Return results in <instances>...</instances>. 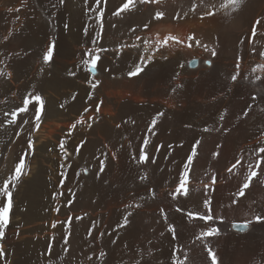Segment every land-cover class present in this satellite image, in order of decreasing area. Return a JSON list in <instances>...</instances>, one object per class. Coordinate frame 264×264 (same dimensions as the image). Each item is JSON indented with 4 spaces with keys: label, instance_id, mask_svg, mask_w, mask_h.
<instances>
[{
    "label": "bare ground",
    "instance_id": "obj_1",
    "mask_svg": "<svg viewBox=\"0 0 264 264\" xmlns=\"http://www.w3.org/2000/svg\"><path fill=\"white\" fill-rule=\"evenodd\" d=\"M32 1L34 3L31 2L32 4L27 8L26 17L27 23L30 24L33 31V38L30 37V43L28 42L33 44V57L29 55V59L23 60L19 64V59L15 57V62L10 63L11 65L6 64L2 69L1 73L5 68H14L15 75L11 80L0 81V100H4V102H0V110L2 109L0 120L10 119V115L5 118L4 113L11 112L10 108L16 110L18 105L21 106L28 90L30 92L39 90L45 96L46 104L39 121L40 128L36 133H31L37 129H35L36 123L33 122L34 120L32 121L34 116L30 119L28 113H18L19 115L16 117L20 120L19 123L17 122L18 125L5 124L0 128V140H12L11 144L4 147L6 154L2 156L4 160L6 155L10 154L9 161H11V159H19L23 154L19 152V144H23L31 137L37 139V150L30 174L27 176L25 172L26 175H22L15 188L10 185L14 196L10 221L14 223L18 216L21 221L18 222L26 221L24 213L18 214L17 205L29 199L32 202L31 205L35 206L34 209L37 207L41 211L45 210L44 216L52 221L49 232L52 235L51 240H53L49 243L48 240L46 243L42 239L35 240L37 232L35 230L37 229H31L28 227L29 225L20 233V238H17L19 241L12 238V235L6 236L3 240L0 239V244L5 242L6 257H13L11 251L15 250L12 264H24L27 259L22 262L19 253L20 251L24 252L23 249L26 247L30 250L29 247L32 246L36 247L34 248L38 251L36 254L40 255L43 251L45 259L47 255L44 254L48 249H51L53 255L51 254L52 257L48 259L59 261V264H134V261L140 258V252L144 253L141 264H144L145 261L148 264H160L161 261L163 264H171L170 255L176 245H184L192 249L189 255L193 259V264H205L206 253L202 252L201 247H195L189 243L192 238V226L188 224L185 212L197 202L201 205V210H204L202 198L205 193L201 180L210 183L209 176L211 175L216 176V184L209 189L213 197L212 214L224 216L223 222L219 219L210 222L221 230V235L209 238L213 242L212 247L217 254L218 264H264V223H253L248 228L232 227L233 223L243 224L245 220L251 218L253 210L264 213V186L254 180L250 188L245 190L243 197L236 196L238 186H242L243 175L239 179L237 177L229 178L226 170L239 157H243L242 163L247 164L253 157V150L258 151L259 147L264 146V112L260 110L264 108V101H261L259 96L255 102L251 100V96L256 95V88L262 87V85L259 81L253 85L241 79V77L252 73V69L257 68V65L264 64V56L259 55L264 51V25L255 24L256 20L264 21V0H243V4L236 11H233L231 7L221 8V4L226 0H156L155 3L148 5H141L137 2L135 8L128 13L121 14L120 17L112 15V11L116 9L120 0H101L99 6L103 10L102 17L95 11L97 8L95 0H88V4H85L83 0H65V12L59 13L58 16L54 6V11L51 10L48 15L46 12L48 7L44 6L46 0H40L42 3L39 0ZM49 1L55 5L57 0ZM89 5L91 10H89ZM43 8L45 12H43ZM207 11H212L214 15H205ZM157 12H162L163 15L157 18ZM1 17L3 18V16ZM32 17H37L36 20L42 19V22H36ZM5 20L8 21V19ZM65 23L69 24L68 30L64 28ZM145 24L148 25L147 28L144 27ZM253 26L256 28L255 37L251 34ZM4 30L0 26V37ZM19 34L16 33L15 38L7 44H0L2 63L9 51H20L19 47L23 42L25 43ZM52 36L57 38L58 45L54 48L53 60L45 63L42 56L50 44ZM94 40L95 43H93ZM197 40L200 41L199 44L196 43ZM241 40H244L245 44H240ZM253 46L255 51L252 50ZM24 49L26 50V47ZM213 49L217 53L215 57L211 55ZM95 55L99 57L96 65L97 72L91 73L88 71V64ZM237 56L240 58L241 76L238 77V82L226 81L224 77L235 72ZM141 57L145 59L152 57V59L144 66L140 60ZM165 57L167 58L165 59ZM12 58L13 56L11 60H13ZM206 59L212 60V67L204 63ZM135 64L144 66V72L138 74L140 76L129 77L127 73L130 67L134 69ZM70 73H74V75ZM177 73L180 74L178 77ZM253 75L264 77V70L257 68ZM20 79L21 83H19ZM97 81H99L97 87L92 88V83ZM176 84H182L183 87L173 92L172 89ZM228 86L232 88L230 93L227 91ZM15 91L22 92L19 96L20 100H12ZM222 92L223 95H221ZM89 95H91V99L88 98ZM31 102L33 104V101ZM249 103L252 104V110L247 117H244L243 111L247 110ZM61 104L65 108H61ZM67 105L69 106L66 107ZM85 108L88 109L87 112L84 111ZM225 109H227V113L224 120L221 121L219 117ZM129 110L131 113H147L149 118L147 130L143 133L139 131L140 127L138 131L141 134L138 131L135 133L138 128H131L135 131L130 132L129 137H132L130 142L129 139L125 141L124 133L127 130L123 133L117 124H111L114 121L118 123L117 121L121 118L119 115H122L120 113ZM158 112H163L164 116L158 119L155 126H152L151 121ZM122 117L124 118V116ZM25 119H30L31 124L25 125L24 129H21L23 131L20 132V137L14 141L16 132L20 128L19 124ZM132 119L130 121H133ZM141 119L143 118L141 117ZM87 121V127L92 128L89 134L88 132L84 133L85 128L80 126ZM141 121L144 123V120ZM185 125H191V127H185ZM221 125L230 131L225 134L211 130ZM124 126L126 125L124 124ZM150 127L152 131H149ZM64 128H67L68 131L75 129L72 132L74 138L71 137L70 131L68 137H66L67 134L64 136L65 139L63 137L62 141H65L66 144L63 145L62 159L72 166L81 167V175H79L83 181L81 183L84 193L88 194L90 190H93L91 188L96 181L106 179L107 176L105 178L99 176L101 174L99 171L100 161H104V166H110L112 163L116 166L117 163H114V160L116 159L117 162L118 154L122 156L120 158L124 164L132 163V170L135 172L133 174L131 171L132 175L137 177L135 185L133 184L134 190L121 197L119 194L120 198H117L118 200L113 204H108L109 201H112L108 200L106 206L96 203L98 206L88 205L86 207L87 204H85L84 211H81L79 207L81 205L69 206L68 193H65L63 198L56 196L54 199L56 203L54 214L50 216L48 208H46L48 204L43 203L39 199L40 196H36L37 191L33 196V180L37 178V172L41 169L38 167L40 166L38 165L39 156L51 151L49 148L52 146V142L59 143L58 136L65 133ZM205 128L210 131H203ZM144 138L151 141L148 150L150 156H155L156 162L148 161L138 166L132 157L139 158L138 149ZM197 139L200 140V146L197 148V157L194 158L193 168L190 170L187 185L189 195L187 197L178 196L177 200L173 201L168 193L174 191L177 186L178 173L183 169L186 154L189 153ZM217 144L221 147L217 148ZM169 145L171 147H168ZM157 147H160L159 152H156ZM131 148L135 149L133 155V152L130 151ZM214 152L220 153L215 159L212 156ZM114 153L115 157H113ZM260 155L264 156V153ZM17 162L18 160L14 166ZM3 164L2 162V170L7 168ZM262 165H264V161H262ZM48 166L51 167V165ZM110 167L109 169H111ZM11 168H13L12 164ZM128 168H126L127 171ZM85 169L89 171H85ZM144 171L148 172V181L139 179ZM239 171L246 174V168L239 169ZM5 172H2L5 174H3L4 176L1 175L3 180L9 179L11 176L9 174L10 176L7 178L8 174ZM48 172L50 173V171ZM118 172L120 171L118 170ZM45 175L47 174L45 173ZM198 185L200 190L196 191ZM98 188L100 187L98 186ZM149 189L155 192V196ZM100 190L104 191V188ZM127 191L129 192V190ZM57 192L59 193L60 190L57 189ZM104 193L106 192L104 191ZM87 198L85 199L87 200ZM89 198L88 200H92ZM232 199L236 200L235 205L231 204ZM129 204L133 207L126 208V205ZM137 204L140 207H136ZM177 206L182 207L184 211L176 212L175 207ZM161 208L168 216V223L176 226L177 239L175 241L172 240V234L166 231L167 225L161 216ZM73 211L79 212L81 222L72 217ZM129 211L132 212V216L129 217V225L123 227L121 235H117L115 246L106 248L109 251L108 254L97 259L99 253L106 246L102 242L101 233H106L109 230L107 229L109 224L111 226L109 222H114L116 226L121 224ZM245 212L248 213V216L244 215ZM36 214L38 213L35 212ZM41 217L43 216H38V218ZM53 223L57 225L56 228L51 227ZM197 223L203 225V222ZM68 231H72L73 236L67 244L70 245L71 251L66 254L62 250H65L64 248L67 246L64 245V237ZM161 232L165 233L163 237L160 236ZM59 233H64V239L58 238L57 240ZM78 239L81 242V246H79L81 254L78 253L77 249L79 248L75 243ZM149 241L152 243L149 244ZM149 249L152 250L151 256L147 255ZM33 251L30 250V253ZM93 253L95 254L93 255ZM89 255H93L91 262L87 260ZM49 262L51 263V261Z\"/></svg>",
    "mask_w": 264,
    "mask_h": 264
},
{
    "label": "rangeland",
    "instance_id": "obj_2",
    "mask_svg": "<svg viewBox=\"0 0 264 264\" xmlns=\"http://www.w3.org/2000/svg\"><path fill=\"white\" fill-rule=\"evenodd\" d=\"M5 1V2H4ZM16 1H18V2H16ZM30 1V2H29ZM58 1V2H57ZM57 1H55V7H56V13H57V16H58V14L59 13H64L65 11V9H66V7H64L65 6V4H63V5H60L59 4V0H57ZM158 1V0H157ZM31 2H33L32 0H23V1H21V0H8V1H6V0H0V15L1 16H3V18H5V19H8V21L7 20H5V19H3L1 16H0V20H1V23H0V26L1 27H3L5 30L3 31V34H2V37H0L1 39H0V44L1 45H4V44H7L9 41H11V39H14L15 38V36H16V33L18 34V33H20L19 35H20V37H21V39L22 40H24L25 41V43L23 42V44H21V46L19 47V48H21V49H19L20 51H17V52H15V51H12V52H8L7 53V55H6V58L4 57L3 59V62L4 63H2V60H1V57H0V62L2 63H0L1 65V68H0V73H1V71H2V69L6 66V64H10V63H13V62H15V60H14V58L16 57V58H18L19 59V61H18V64H19V62H22L23 60H27V59H29L30 57H33V44H29L30 42H29V40L31 39V38H33V35H32V33H33V31H32V27H30V24H28L27 23V17H26V15H27V11H28V9L27 8H29V5H31L32 3ZM39 2L40 3H42L40 0H39ZM3 3H5V4H3ZM34 3V2H33ZM3 4V5H2ZM6 4H8V5H6ZM46 4V5H45ZM45 4H44V6L46 7H48V8H46L47 9V11L46 12H48V15H49V13H50V11L51 10H53L54 11V7H53V5H52V3H50V1L49 0H46V2H45ZM5 5V6H4ZM60 5V6H59ZM3 6V7H2ZM59 7V8H58ZM59 9H61V10H59ZM27 10V11H26ZM43 10V12H45V10H44V8L42 9ZM24 12V13H23ZM8 14V15H7ZM6 15H7V17H6ZM47 15V16H48ZM10 16V17H9ZM57 16H55V17H57ZM10 19H9V18ZM22 17V18H21ZM33 18V17H32ZM35 18V20H36V18L37 17H34ZM33 18V19H34ZM14 19V20H13ZM5 20V21H4ZM12 20V21H11ZM17 20V21H16ZM35 20H33V21H35ZM11 22V24H10V22ZM15 21V22H14ZM39 21V23H41L42 22V19H40V20H36V22H38ZM5 22V23H4ZM9 22V23H8ZM13 22V23H12ZM18 22H19V24H18ZM23 22V23H22ZM26 24V25H25ZM68 24V23H67ZM19 25H21V26H19ZM69 25V24H68ZM5 26V27H4ZM16 27V28H15ZM22 28V29H21ZM69 28V27H68ZM23 29H25V30H23ZM8 30V31H7ZM14 30V31H13ZM28 30V31H27ZM30 30H31V33H30ZM65 30H68V29H65ZM23 33V35L21 36V34ZM25 33V34H24ZM31 34V35H30ZM28 35V36H27ZM28 37V38H27ZM31 37V38H30ZM25 38H27V40H25ZM57 42H56V41ZM55 42V48L57 47V45H58V40H57V38L56 37H50V43H52V42ZM3 42V43H2ZM5 42V43H4ZM29 42V43H28ZM27 43V44H26ZM29 44V45H28ZM26 45V46H25ZM26 47V50L24 49V47ZM31 48V49H30ZM23 49V50H22ZM28 49V50H27ZM21 50H22V52H21ZM25 50V51H24ZM32 50V51H31ZM29 51V52H28ZM31 51V52H30ZM19 52V53H18ZM24 52H26V53H24ZM1 54H2V52H0ZM11 53V54H10ZM15 53H17L16 55H15ZM23 53V54H22ZM28 53V54H27ZM18 54L20 55L19 57H18ZM10 55H11V57L13 56V60H11V57H10ZM29 55H30V57H29ZM7 56H8V58H10V59H8L7 58ZM29 57V58H28ZM96 57H98V56H96L95 55V57L93 56L92 57V59L93 58H96ZM89 59V58H88ZM92 59H90V60H92ZM17 60V59H16ZM8 62V63H6V62ZM11 61V62H10ZM98 61H99V59L97 60V63H98ZM44 62V61H43ZM90 63L88 64V68H89V65L91 64V61H89ZM44 64V63H43ZM11 65V64H10ZM7 69H9V70H7ZM6 71V72H5ZM8 73V74H7ZM10 74V75H9ZM15 75V70H14V68L12 69H10V68H5V70L3 71V75H1L0 76V81H3L4 79H5V81L6 80H11V78L13 77ZM9 76V77H8ZM137 76H140V75H137ZM20 82L19 83H21V79L19 80ZM93 84V83H92ZM37 92V93H36ZM20 93H22V92H20L19 91V93H18V91L16 92L15 91V93H14V95H12L13 97H12V100H20L19 99V96L21 95ZM33 93V94H32ZM40 94L41 92L39 91V90H33L32 92H30L29 90H28V92L26 93L27 95V97L31 100V101H33V104L34 105H37L36 107H38V108H40V116L42 117V113H43V111H44V108H45V104H46V98H45V96L41 93L40 94V96H41V99H42V101H43V107H40V104L39 103H37L34 99H33V96H34V94ZM32 94V95H31ZM35 94V95H36ZM43 95V96H42ZM25 96V97H26ZM45 98V100H44V98ZM14 101V102H15ZM0 102H4V100H0ZM37 103V104H36ZM33 104H32V102L29 104V110H31L33 107ZM67 104H69V103H67ZM22 106V105H21ZM69 105H67L66 107H68ZM65 108V106H63V104H61V108ZM11 110V112L12 111H14L15 109H12V108H10ZM67 109V108H66ZM2 110V109H1ZM0 110V111H1ZM11 112H9V113H11ZM128 113H130V114H128ZM135 112H130V110L129 111H122L120 114H122V115H119V117H121V118H119L120 120L119 121H117L118 123H116V121H114V122H112L111 124H113V125H119V127H120V129H122L123 130V133L124 132H126L125 130H127V132L126 133H124L125 134V141H127L128 139V141L130 142V140H132L131 138V136L129 137V135H131L130 134V132H134L133 130H131V128H133V129H135V128H138L136 131H135V133L139 130V127H140V130L139 131H142V133H143V131H145V130H147V124H148V120H149V118H148V114L147 113H144V112H142V113H135ZM20 114V113H19ZM18 114V115H19ZM125 114V115H124ZM140 114V115H139ZM122 116H124V118L122 117ZM128 117V118H127ZM136 118V119H132V118ZM141 117L143 118V119H141ZM138 118H140L141 120H144L143 122L144 123H142V121L140 120V119H138ZM145 118V119H144ZM10 119H11V116H10ZM124 119V120H123ZM133 120V121H135V124L134 123H132L130 120ZM34 120V121H33ZM122 120V121H121ZM127 120V121H126ZM16 121L19 123V119H16ZM32 121L34 122V123H36V121H35V117H33V119H32ZM31 121V122H32ZM136 121H138L137 123H136ZM141 121V122H140ZM16 122V124L18 125V123ZM32 122V123H33ZM126 122V123H125ZM128 122H130L131 123V125H128V124H130V123H128ZM40 123V122H39ZM88 121L87 122H84L83 124H80V126L82 125V127H84L85 129V131H83V129H82V131L84 132V133H87L88 132V134H89V132H90V130L92 129L90 126L89 127H87L88 126ZM139 123V125H137ZM31 124V123H30ZM124 124L126 125V126H124ZM133 124V125H132ZM20 128L17 130V132L16 133H19V135H18V137H17V134H16V136H15V140L14 141H17V139L20 137V135H21V133H22V131L23 130H21V129H24V127H25V125L24 124H22V122H20ZM90 125V124H89ZM123 125V126H122ZM141 125V126H140ZM133 126V127H132ZM135 126H137V127H135ZM126 127H128V129H129V131H128V129H126ZM141 127H142V129H141ZM39 128H40V124H39ZM39 128H37L36 129V127H35V131H33V132H31V133H36L37 132V130L39 129ZM75 129V128H74ZM74 129H71V130H69L71 133H70V135H71V137H73L74 138V134L72 133L73 132V130ZM88 129V130H87ZM20 130V131H19ZM64 131H65V133H62V136L60 135V136H58V139H59V143H56V142H52L51 143V147L49 148V149H51V151L49 152V153H47V154H42V156L40 155L39 156V161H38V165H40V166H38L39 168L41 167V169L37 172V178L35 179V180H33V185H34V191L32 192L33 193V196L36 194V191L38 192V194H36V196H40V198L39 199H41V201H43V203H46V204H48V206L46 207V208H48L47 210L49 211V214H50V216L52 215V214H54V205H56V203H55V198H56V196H60L61 198H63V196H64V194L65 193H68V198H69V206H71V207H73V205H81V206H79L80 207V209H81V211H84L85 210V208H84V205L85 204H87L86 205V207L88 206V205H91V206H98V205H101V206H104L107 202H108V200H112V201H109L108 202V204H113V202H116V200H118L121 196H124L123 194H125V195H127V194H129V193H131L133 190H134V188H133V184H134V182L136 181V178L137 177H135L136 175H132V172H133V174H135V172L132 170V163L131 162H129V164L131 165H126V163L124 164L123 162V160H122V158H120V157H122V156H120V154H118L117 156H119V158L117 157V162H116V159L114 160V163H117L116 164V166L115 165H113V163L109 166V165H106V166H109L111 169H109V167H106V166H104V171L103 172H105V173H103V172H101V174L99 175V176H101L102 178H105V176H107L106 177V179H101L100 177V181H96L95 182V184L97 185H95L94 183V186H96V187H94V186H92V188L91 189H93V190H90L89 192H88V194H86V193H84V191H83V189L84 188H82L83 187V185H82V183L81 182H83L82 180H81V178H80V175H81V167L80 166H72V165H70L69 163H67L64 159H62V149H61V143L65 146V144H66V142L65 141H62L63 140V137L66 135V137H68V130H67V128H64ZM138 131V133L139 134H141L140 132ZM21 132V133H20ZM127 133H129L128 135H126ZM136 135V134H135ZM28 136H29V134H28ZM124 136V135H123ZM129 137V138H128ZM136 137H138V136H136ZM29 139H31L32 140V142L34 143L33 144V150H32V152H31V154H27V152H26V148H27V140L22 144H19L18 145V148H20V151L19 152H22L23 154H22V156L24 157V160H25V167H24V169H23V171H22V173H21V177H22V175L26 172L27 173V176L30 174V171H31V167H32V162H33V158H34V156H35V152H36V150H37V145H36V141H37V139L36 138H34V137H31V138H29ZM64 139H65V137H64ZM135 139H137V138H135ZM12 140H0V172L2 173L3 171L6 173V174H8L7 176V178H9V176L10 175H12V173L14 172L13 170L15 169L14 167V164H15V162L18 160V162H19V159H11V161H9L10 160V154L9 155H6V159L8 160H6V159H2V156H5V148H6V145H8V144H11L12 142H11ZM13 141V142H14ZM61 141V142H60ZM16 143V142H15ZM126 144H128V143H126ZM130 145V144H129ZM24 146V147H23ZM5 147V148H4ZM23 147V148H22ZM57 148V151H55V149ZM132 149V148H131ZM131 151V153H132V155L134 154V152H135V149L133 148L132 150H130ZM146 151L148 152V154L150 155V151L148 150V148L146 149ZM4 152V153H3ZM14 154V153H13ZM8 156V157H7ZM47 157V158H46ZM49 157V158H48ZM1 159H2V161H1ZM52 159V160H51ZM120 159V160H119ZM53 160H56V161H53ZM2 162L4 163L3 164V166L6 168V169H3L2 170V167H1V164H2ZM18 162H17V164H18ZM28 162V163H27ZM46 162H48V163H46ZM51 162V163H50ZM123 163V164H120V165H118L119 163ZM12 164V166H13V168H11V164ZM16 164V165H17ZM57 164H58V166H57ZM26 165H28L27 166V168H26ZM48 165H51V167L50 166H48ZM105 165V164H104ZM123 165V166H122ZM124 165H126V166H124ZM9 166H10V168L12 169V172H11V170H10V168H9ZM113 166V167H112ZM120 166V167H119ZM130 166V167H129ZM46 167V168H45ZM50 169H49V168ZM55 167V168H54ZM80 167V168H79ZM115 167V168H114ZM122 167V168H121ZM125 167V168H124ZM129 167V168H128ZM79 168V169H78ZM106 168H108V169H106ZM117 168V169H116ZM121 168V169H120ZM126 168H128V171H127V169ZM9 169V170H8ZM129 169H130V172H129ZM45 170V171H44ZM53 170V171H52ZM73 170H75V171H73ZM89 171L88 169H85V171ZM117 170V171H116ZM118 170L120 171V172H118ZM124 170V171H123ZM9 171V172H8ZM44 173H43V172ZM48 171H50V173L48 172ZM80 171V173H78ZM85 171H84V173H85ZM111 171V173H109ZM132 171V172H131ZM11 172V173H10ZM0 173V180H3L2 179V177L5 175L4 173H2L1 174ZM45 173L47 174V175H45ZM75 173H77V174H75ZM114 173V174H113ZM4 174V175H3ZM10 174V175H9ZM64 174V175H63ZM80 174V175H79ZM107 174V175H106ZM115 176V177H110V176ZM116 174V175H115ZM132 176H131V175ZM1 175H3V176H1ZM42 175V176H41ZM85 175V174H84ZM87 175V174H86ZM50 176V177H49ZM79 178H78V177ZM20 177V178H21ZM43 177V178H42ZM134 178V179H132V178ZM59 180H57V179ZM108 178V179H107ZM111 178V179H110ZM49 179V180H48ZM55 179V180H54ZM113 179V180H112ZM20 180V179H19ZM99 180V179H98ZM37 181V182H36ZM50 181V182H49ZM55 181H58L57 183L55 182ZM61 181H62V183H61ZM105 181V183H107V181H108V183L107 184H105V183H103ZM131 181H132V183H131ZM145 181H148V179H146ZM35 182V183H34ZM47 183V184H46ZM101 183V184H100ZM125 183V184H124ZM44 184H46V185H44ZM81 184V185H80ZM92 184V185H93ZM128 184H129V186H128ZM44 185V186H43ZM49 185V186H48ZM53 185V186H52ZM106 185V186H105ZM107 185H109V186H107ZM124 185H125V187H124ZM132 185V186H131ZM135 185V184H134ZM58 186V187H57ZM77 186V187H76ZM78 186H79V188H78ZM98 186L100 187V188H98ZM53 187V188H52ZM57 187V188H56ZM106 187H109V188H106ZM129 187V188H128ZM130 187H132V189H130ZM135 187V186H134ZM11 188V187H10ZM48 188V189H47ZM52 188V189H51ZM103 189L104 188V191L106 192V193H104V191L103 190H100V189ZM106 188V189H105ZM114 188V189H113ZM128 188V189H127ZM57 189L58 190H60V192L58 193L57 192ZM95 189V190H94ZM108 189V190H107ZM129 190V192L127 191V190ZM82 192H81V191ZM97 190V191H96ZM121 191V192H119V191ZM123 190V191H122ZM49 191V192H48ZM77 191V192H76ZM94 191V192H93ZM111 191V192H110ZM118 191V192H117ZM42 192V193H41ZM45 192V193H44ZM47 192V193H46ZM92 192V193H91ZM98 192V193H97ZM103 192V193H102ZM108 192V193H107ZM125 192V193H124ZM43 193H44V195H43ZM49 193V194H48ZM83 195H82V194ZM96 193V194H95ZM115 193V194H114ZM127 193V194H126ZM47 194V195H46ZM80 194V195H79ZM93 194V195H92ZM106 194H108V195H106ZM109 194H112V195H114V196H112V195H109ZM119 194H120V197H119ZM89 195L91 196L90 198H89ZM95 195V196H94ZM98 197H97V196ZM101 195V196H100ZM105 195V197H103V196ZM118 195V196H117ZM43 196V197H42ZM100 196V197H99ZM110 197V198H108V197ZM49 199H48V198ZM89 199H92V200H88V198ZM113 197H114V199H113ZM85 198H87V200L85 199ZM94 198V199H93ZM108 198V199H107ZM116 198V199H115ZM118 198V199H117ZM3 197L1 198L0 197V201H3ZM45 199H46V201H45ZM79 199V200H78ZM99 199V200H98ZM71 200V201H70ZM77 200V201H76ZM85 200V201H84ZM101 200V201H100ZM81 201V202H80ZM98 201V202H97ZM13 202H14V196H13ZM76 202V204H74ZM79 202H80V204H79ZM87 202V203H86ZM90 202V203H89ZM91 202H92V204H91ZM95 202V203H94ZM24 203V204H23ZM23 203H19L18 205H17V208L19 209H17L18 211V214L20 213V215H22V213H24L25 214V216H26V221L25 220H23L22 221V223H20L21 221H20V219H18V218H20V216H18L17 218H16V221L14 222V223H11V221L9 222V224H8V226L6 227V230H5V237L4 238H6V236H8V235H12V238H20L19 236H21V234L20 233H22V231L25 229V227H27L28 225V227H30L31 229H37V230H35V231H37L36 232V236H35V240H40V239H42V240H44L43 242H47V240H48V243L49 242H52V240H51V234H50V224L52 223V221L49 219V218H46L45 216H44V214H43V212H45V210L44 211H41V209H37V207L34 209V205H31L32 204V202L28 199V200H26L25 202H23ZM84 203V204H83ZM94 203V204H93ZM98 205H97V204ZM108 204H106V205H108ZM105 205V206H106ZM0 206H2V204H0ZM13 206H14V203H13ZM13 208V207H12ZM29 208H31V209H29ZM28 209V210H27ZM33 210V211H32ZM40 210V211H39ZM11 211L12 210H10V214H11ZM28 213H27V212ZM31 211V212H30ZM35 212L36 213H38V214H36L35 215ZM41 212V213H40ZM74 213V214H73ZM78 211H73L72 213H71V215H73L72 217H74L75 219H76V217L77 216H79L78 215ZM30 214V215H29ZM32 214V215H31ZM29 215V216H28ZM43 216V217H41V218H38V216ZM70 215V216H71ZM31 216V217H30ZM34 219H33V218ZM80 217V216H79ZM29 218V219H28ZM45 218V219H44ZM29 222H28V221ZM33 220V221H32ZM36 220V221H35ZM77 220V219H76ZM18 221H20V222H18ZM32 221V222H31ZM35 221V222H34ZM38 221V222H37ZM69 221V220H68ZM78 221H82L81 219L80 220H78ZM77 221V222H78ZM70 222V221H69ZM33 223H34V225H33ZM79 223V222H78ZM109 223H111V226H114V227H111L110 226V224H109V226H108V228L107 229H109V230H107L106 231V233L104 232L103 234L104 235H102V242H104L103 244H105L106 246L104 247L105 249L103 250V252H105L106 254H108V247L110 246V247H112V246H115V244L117 243V235L119 234V235H121L123 232H122V230L125 228V227H127L128 225H126V226H124V228H121V227H118V225L116 226L115 224H114V222H109ZM123 223V222H122ZM121 223V224H122ZM129 223H130V219H129ZM41 224V225H40ZM114 224V225H113ZM13 225V226H12ZM42 225H44V226H42ZM32 227H34V228H32ZM42 227H43V229H42ZM110 227V228H109ZM9 228H11V229H9ZM112 228V229H111ZM11 230V231H9V230ZM120 230H121V232H120ZM11 232V233H10ZM40 232H43V233H40ZM47 233V234H46ZM121 233V234H120ZM63 235H64V233H59L58 235H57V240H58V238H60V239H62V237H63ZM68 235V236H67ZM15 236V237H14ZM48 236V237H47ZM73 236V232L72 231H68V232H66V235H65V237L64 238H66L67 240H68V242L70 241V238ZM4 238H0V239H4ZM32 238V239H33ZM63 238V239H64ZM15 239V240H16ZM16 240V241H19V240ZM33 239V240H34ZM111 240V241H110ZM113 240H115L116 241V243H111ZM81 241V240H80ZM77 245H78V247L77 248H79V249H77L78 250V253L79 254H81V248L79 247V246H81V242H79V239L75 242ZM79 243V244H78ZM75 244V245H76ZM5 242H3L2 244H0V248H3V249H6L5 248ZM65 245V244H64ZM67 247V251H65V250H62L63 252L65 251V253L67 252V253H70V251H71V247H70V245H67L66 246ZM28 247H26L25 249H23L24 250V252H22V251H20V253H19V256H20V260L23 262L25 259H27L26 261H25V263L24 264H47V262H48V264H59V261H57L56 262V260L54 261V260H51V259H48L49 257L51 258L52 257V255H53V251L51 250V249H48L47 250V252L44 254V255H47L46 256V259L43 257V251H41V254L39 255V253H37L36 254V252H38V251H36L34 248H36V247H29L30 248V250L31 251H33L32 253H30V250L29 249H27ZM33 248V249H32ZM107 248V249H106ZM65 249V248H64ZM14 251V252H13ZM25 253V254H24ZM66 253V254H67ZM11 254L13 255V257L15 256V250H12L11 251ZM52 254V255H51ZM22 255V256H21ZM50 255V256H49ZM32 256V257H31ZM35 256V257H34ZM40 258H39V257ZM42 256V257H41ZM13 257H11V258H8V257H6V254H5V256L3 257V258H0V264H12V261H13ZM25 257H27V258H25ZM29 257V258H28ZM37 257V258H36ZM32 258V259H31ZM44 258V259H43ZM5 259V260H4ZM3 260V261H2ZM11 260V261H10ZM9 261H10V263H9ZM28 261V262H27ZM49 261H51V263L49 262ZM2 262V263H1ZM5 262V263H4ZM36 262V263H35ZM45 262V263H44ZM55 262V263H54Z\"/></svg>",
    "mask_w": 264,
    "mask_h": 264
},
{
    "label": "snow or ice",
    "instance_id": "obj_3",
    "mask_svg": "<svg viewBox=\"0 0 264 264\" xmlns=\"http://www.w3.org/2000/svg\"><path fill=\"white\" fill-rule=\"evenodd\" d=\"M83 2L85 4H88V0H83ZM95 2L97 4V8L95 9V11L99 14L100 17H102L103 16V10L99 6L101 4V0H95ZM137 2L141 5H148L150 3H155L156 0H120V3L117 5L116 9H114L112 11V15L116 16V17H120L121 14L130 12L133 8L136 7ZM64 3H65V0H59L60 5H63ZM242 4H243V0H226V2L221 4V8L228 9L231 7L233 11H236L239 9L240 5H242ZM53 6L55 7L56 5H53ZM212 7H215V5H212ZM89 10H91L90 5H89ZM162 15H163L162 12L156 13L157 18L162 16ZM205 15L213 16L214 13L212 11H207V12H205ZM255 24L264 25V21L256 20ZM68 27H69V25L67 23H65L64 28L68 29ZM144 27L147 28L148 25L145 24ZM251 34L253 37L256 36L255 26H253L251 28ZM97 36H99V33H97ZM190 39H191V37H190ZM95 42L96 41L94 40L93 43H95ZM196 43L199 44L200 41L197 40ZM249 43H250V41H249ZM257 43H259V41H257ZM240 44H242V45L245 44V41L241 40ZM54 48H55V42L53 41L52 43H50L47 46L46 51L43 53L42 59L45 63L53 60ZM206 50H208V49L206 48ZM252 50L253 51L256 50L254 46H253ZM211 55L213 57H215L217 55V53L214 49L211 50ZM259 55L264 56V51L260 52ZM166 58L167 57H165V59ZM98 59H99V57H96V58H93L91 60V66L88 69L89 72L95 73ZM151 59H152V57H148L146 59L144 57L140 58V60L142 61L144 66H146L148 61H150ZM239 59L240 58L237 56L236 57L237 62L235 63V72L233 74H231L230 76L224 77V79L226 81L238 82V77L241 76V74H240L241 65L239 63ZM85 63H87V61H85ZM204 63L206 65H208L209 67H212V60L211 59H206L204 61ZM144 66H141V64H135L134 69L130 67V70L127 73L128 76L129 77H135L138 74L144 72ZM181 67H183V65H181ZM257 68L264 70V64L257 65ZM257 68H253L252 73H249V75L241 77V79H243L244 81H247L248 84L255 85V83L257 81H259L260 84L262 85V87L256 88V95L251 96V100L253 102L256 101L257 96L260 97L261 101H264V77H261L260 75H253V73H255L257 71ZM2 74L3 73H0V75H2ZM70 74L74 75V73H70ZM179 75H180L179 73L176 74L177 77ZM98 83H99V81H97L96 83H93L91 85V87L96 88ZM182 87H183L182 84H176L175 88H173L172 91L175 92L177 89L182 88ZM227 91L229 93L232 91L231 86H228ZM223 94L224 93L222 92L221 95H223ZM88 98L91 99L92 98L91 95H89ZM33 99L40 104V107H43V101H42L41 96L39 94L34 95ZM30 103H31V100L28 97H24L23 101H22V106L18 105L16 110L12 111L11 113L5 112L4 117L7 118L10 115L11 119L0 120V128L4 127L5 124L15 125L17 122L16 117H17L18 113H28L30 119L32 116H34L35 121H36L35 127L39 128V121L41 119L40 108L36 107V105H33V108L30 112V110H29V104ZM98 110H99V108L97 106V111ZM251 110H252V104L249 103V104H247V110L243 111V116L247 117ZM260 110L262 112H264V108H261ZM84 111L87 112L88 109L85 108ZM226 113H227V109H225L224 113H221V115L219 117V119L221 121L224 120ZM162 116H164V113L158 112L156 114V117L152 119L151 125L155 126L157 124L158 119ZM30 119H25L22 121V123L24 125H28L30 123ZM131 122L135 123V121H131ZM117 127H119V125H117ZM185 127H191V125H185ZM211 130L218 132V133L222 132L225 134L230 131V129L225 128L223 125H221L218 128L211 129ZM149 131H152L151 127L149 128ZM203 131L208 132V131H210V129L205 128ZM17 135H19V133H17ZM26 143H27L26 152H27V154H31V152L33 150V142L31 139H28ZM150 144H151V141L147 138H144L142 145L138 149L139 158L137 159L136 156L132 157V159L135 161V163L138 166L143 165L148 161H151V163L156 162L155 156H150L148 154V152L146 151V149L148 148V146ZM198 146H200V140L199 139L195 140V143L191 147L189 153L186 154L185 162H183V169H182V171H180L178 173V184H177V186L175 187L174 191H170L168 193V195L171 196L173 201H176L178 196L187 197L189 195V189H188L187 185L189 183L190 170H192V168H193L194 158L197 157ZM168 147H171V145H169ZM216 147L220 148L221 146L219 144H217ZM61 149H63L62 143H61ZM159 151H160V147H157L156 152H159ZM261 153H264V146L259 147L258 151L253 150V157L249 160V162L247 164L242 163V161L244 160L243 157H239L235 160L234 163L231 164L230 167H227L226 170H227V173L229 174V178L237 177V179H239V177L241 175H243L242 186H238L237 191L235 193L236 196L243 197L245 195V190L250 188V185L253 183L254 180L256 183L264 186V165H262V161H264V156L260 155ZM218 155H220L219 152H214L212 154L214 159ZM113 157H115V153L113 154ZM24 167H25V160H24L23 156H21L19 158L18 164L15 166L14 174H12L10 176V178L7 180H0V197L5 198L3 201H0V204H2V206H0V238L5 237V229L10 222V210L13 207V199H12L13 193L10 190V185L12 188L16 187V184L21 177V173H22ZM244 168H246V174H243L239 171V169H244ZM99 171L100 172L104 171V161L103 160L100 161ZM24 174L26 175V173H24ZM139 179L141 181L148 179V172L144 171L143 174L139 176ZM209 180H210V183H207V182H204L203 180H201V184L203 185V190L205 193V195L202 198V208L204 210H201V205L197 202V203H194L192 208H189L185 212V215L187 217L188 224L192 226V238L189 241L190 245H193L195 247H201L202 252L206 253V256L204 257L205 264H208L209 261H210V264H218L217 254L212 247L213 242L209 238L221 235V230L218 227L214 226V223H210V222H214V220H216V219H219L221 222H223L224 216H222V215L214 216L212 214L213 213V209H212L213 197L211 196L209 189H211L213 187V185L216 184V176L215 175L209 176ZM61 183H62V181H61ZM195 190L196 191L200 190L199 185L197 186V188ZM149 191L152 192L153 196H155V192H153L152 189H149ZM253 203H255V201H253ZM231 204L235 205L236 200L232 199ZM132 207L133 206L131 204L126 205V208H132ZM136 207H140V205L137 204ZM229 207H231V205H229ZM249 207H251V205H249ZM175 211L176 212H182V211H184V209L182 207L177 206V207H175ZM160 213H161V216L163 217V219L167 225L166 231L172 234V240L175 241L177 239L176 226H174L171 223H168V216H167V214H165L163 208L160 209ZM244 215L248 216V213L245 212ZM131 216H132V212L129 211L127 213V215L124 216L123 223L119 224L118 227L123 228L124 226L128 225L129 224V217H131ZM76 219L80 220L81 217L77 216ZM197 222H203V225L201 226V224H199ZM253 223H264V213L256 212L255 210H253L251 218L245 220V222L243 224L237 225V224L233 223L232 227L233 228H237V227L248 228ZM56 226L57 225L55 223H53L51 225L52 228H56ZM101 235H103V233H101ZM164 235H165L164 232L160 233L161 237H163ZM197 242H199V243L197 244ZM64 243H65V245H67L69 243L66 238L64 239ZM112 243H116V241L113 240ZM148 243L151 244L152 241H149ZM67 250H68L67 247H65V251H67ZM191 250H192L191 248L184 246V245L174 246L173 251L171 252V255H170L171 264H193V259L189 255ZM5 254H6V249L0 248V258H3L5 256ZM94 254L95 253H93V255ZM93 255L87 256V260L90 262L93 261ZM105 255H106V253L101 251L99 253V257L97 259H101ZM147 255H149V256L152 255L151 249L148 250ZM143 259H144V253L140 252V258L136 259L134 261V264H141V261ZM144 264H148V262L145 261ZM160 264H163V262L161 261Z\"/></svg>",
    "mask_w": 264,
    "mask_h": 264
},
{
    "label": "water",
    "instance_id": "obj_4",
    "mask_svg": "<svg viewBox=\"0 0 264 264\" xmlns=\"http://www.w3.org/2000/svg\"><path fill=\"white\" fill-rule=\"evenodd\" d=\"M192 65L194 64L193 62L191 63ZM97 72V69H96V71H95V73Z\"/></svg>",
    "mask_w": 264,
    "mask_h": 264
},
{
    "label": "crops",
    "instance_id": "obj_5",
    "mask_svg": "<svg viewBox=\"0 0 264 264\" xmlns=\"http://www.w3.org/2000/svg\"><path fill=\"white\" fill-rule=\"evenodd\" d=\"M32 110V109H31Z\"/></svg>",
    "mask_w": 264,
    "mask_h": 264
}]
</instances>
